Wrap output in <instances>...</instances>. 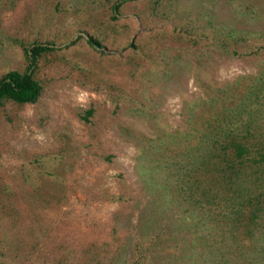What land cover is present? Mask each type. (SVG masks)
I'll return each instance as SVG.
<instances>
[{"label": "rangeland", "instance_id": "rangeland-1", "mask_svg": "<svg viewBox=\"0 0 264 264\" xmlns=\"http://www.w3.org/2000/svg\"><path fill=\"white\" fill-rule=\"evenodd\" d=\"M226 21L255 34L225 46ZM34 40L58 47L37 100L0 106V264H207L174 240L182 208L152 202L141 146L200 111L211 73L223 86L264 64V0H0V73Z\"/></svg>", "mask_w": 264, "mask_h": 264}, {"label": "trees", "instance_id": "trees-1", "mask_svg": "<svg viewBox=\"0 0 264 264\" xmlns=\"http://www.w3.org/2000/svg\"><path fill=\"white\" fill-rule=\"evenodd\" d=\"M241 13L249 16L248 11ZM223 27L225 46L245 38V32L255 34L235 21H226ZM213 32L212 42L218 41ZM88 41L101 44L94 36ZM57 47L41 40L23 46L26 65L0 73V106L8 100H37L43 89L35 75L39 59ZM202 56L197 74L209 75L205 62L212 63L213 52L207 48ZM193 58L179 53L178 67L185 61L196 68ZM178 67L166 68L161 78L170 77ZM211 75L205 93L192 104L200 111L193 114L190 109L178 130L162 131L141 146L147 184L155 194L151 199L157 205L169 201L182 208L175 222L182 236L174 240L206 250L207 264H264V64L254 73L227 79L223 86Z\"/></svg>", "mask_w": 264, "mask_h": 264}]
</instances>
